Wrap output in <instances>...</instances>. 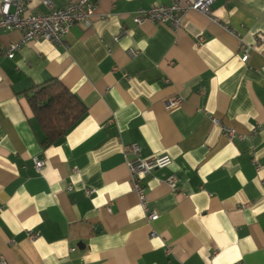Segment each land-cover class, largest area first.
Returning a JSON list of instances; mask_svg holds the SVG:
<instances>
[{
  "label": "crops",
  "instance_id": "obj_1",
  "mask_svg": "<svg viewBox=\"0 0 264 264\" xmlns=\"http://www.w3.org/2000/svg\"><path fill=\"white\" fill-rule=\"evenodd\" d=\"M43 1L27 0L26 13H47ZM170 3L96 0L89 29L22 44L12 59L4 49L21 33H0V262L264 264V42L245 63L239 50L264 35V0H215V21L190 11L177 32L133 22ZM51 79L86 112L42 147L28 96ZM132 144L141 159H172L140 179L144 207L126 166Z\"/></svg>",
  "mask_w": 264,
  "mask_h": 264
},
{
  "label": "built area",
  "instance_id": "obj_2",
  "mask_svg": "<svg viewBox=\"0 0 264 264\" xmlns=\"http://www.w3.org/2000/svg\"><path fill=\"white\" fill-rule=\"evenodd\" d=\"M27 0H0V33L10 31H19L21 40L17 43H10L4 49V55L12 59L15 53L19 50L22 44L32 41H47L55 44H61L64 36L72 26H80L83 29H89L92 24V19L95 15L96 0H70L63 7H56L48 0H44L43 4L48 9L47 13H26ZM215 0H171L168 5H158L149 9H139L133 15V22L140 25L144 22L157 24H166L174 32L181 28V18L187 12L195 11L212 21L215 19L211 16L212 5ZM123 31L120 32V35ZM119 36L115 37L117 41ZM204 40L199 39V43ZM264 42V35H258L254 45H245L240 43L241 62H247L250 51L258 44ZM137 52L128 51L130 57H135ZM179 99H172L168 102L169 106L177 104ZM214 124H219L217 120H213ZM261 127L253 129L254 134ZM221 132L227 139L231 140L235 137L241 138L237 132L229 127H222ZM134 154L136 158L132 161H126V166L129 171L130 183L132 190L137 194L142 206L144 203V191L140 184V179L150 174L154 170L168 168L172 164V159L167 154L154 155L152 157L141 159L138 157V146L132 144L124 147V154ZM33 163L37 171H41L44 167V162L37 158L33 159ZM258 167V166H257ZM164 183L171 190H175L176 177L170 174L164 180ZM264 190V182L261 183ZM92 190H87L86 194H91ZM243 208V206H242ZM158 215L150 212L147 216L149 222L157 220ZM33 238V236H31ZM0 264H5L0 262Z\"/></svg>",
  "mask_w": 264,
  "mask_h": 264
},
{
  "label": "trees",
  "instance_id": "obj_3",
  "mask_svg": "<svg viewBox=\"0 0 264 264\" xmlns=\"http://www.w3.org/2000/svg\"><path fill=\"white\" fill-rule=\"evenodd\" d=\"M28 103L43 132L42 147L62 138L86 112L78 98L56 79L35 87Z\"/></svg>",
  "mask_w": 264,
  "mask_h": 264
}]
</instances>
